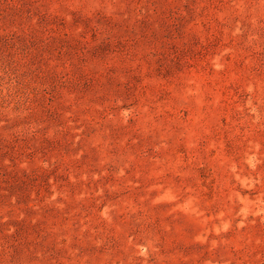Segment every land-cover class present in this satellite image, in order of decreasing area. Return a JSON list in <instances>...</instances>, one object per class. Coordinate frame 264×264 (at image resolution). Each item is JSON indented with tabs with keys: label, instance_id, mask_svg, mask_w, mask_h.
Instances as JSON below:
<instances>
[{
	"label": "rangeland",
	"instance_id": "rangeland-1",
	"mask_svg": "<svg viewBox=\"0 0 264 264\" xmlns=\"http://www.w3.org/2000/svg\"><path fill=\"white\" fill-rule=\"evenodd\" d=\"M0 264H264V0H0Z\"/></svg>",
	"mask_w": 264,
	"mask_h": 264
}]
</instances>
